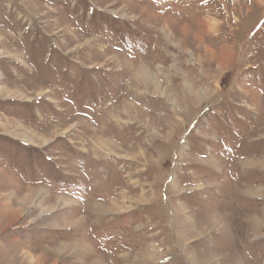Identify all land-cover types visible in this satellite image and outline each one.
<instances>
[{
    "label": "rangeland",
    "instance_id": "obj_1",
    "mask_svg": "<svg viewBox=\"0 0 264 264\" xmlns=\"http://www.w3.org/2000/svg\"><path fill=\"white\" fill-rule=\"evenodd\" d=\"M0 264H264V0H0Z\"/></svg>",
    "mask_w": 264,
    "mask_h": 264
}]
</instances>
